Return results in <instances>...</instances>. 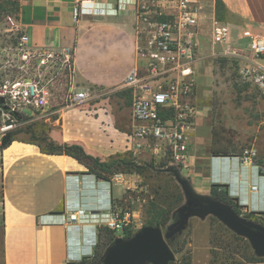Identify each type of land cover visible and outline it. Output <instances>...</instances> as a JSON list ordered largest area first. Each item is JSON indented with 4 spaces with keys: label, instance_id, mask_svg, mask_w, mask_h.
I'll return each mask as SVG.
<instances>
[{
    "label": "crops",
    "instance_id": "1",
    "mask_svg": "<svg viewBox=\"0 0 264 264\" xmlns=\"http://www.w3.org/2000/svg\"><path fill=\"white\" fill-rule=\"evenodd\" d=\"M197 1L199 18H215V0ZM222 2L221 21L230 28L231 44H247L248 39L241 35L244 29L264 35V0ZM17 3L19 32L28 35L29 43L70 47L74 53L73 80L81 87L101 90L97 98L56 109V117L42 136L58 145L79 144L100 161L111 156L143 161L141 157L148 154H134L128 137L131 102L124 93L113 92L121 88L139 62L136 1L92 0L79 9L76 20L72 17L73 0ZM259 63L264 67V57ZM207 111L198 106L189 167L179 170L180 175L196 194L212 196L215 185L229 197H236L243 211L264 212V190L262 196L254 193L258 190L254 183L259 181L264 188L263 167L257 162L256 166L242 164L240 153L212 154L213 133ZM43 145L39 139L15 138L0 151V264H73L92 256L105 232L96 234L89 220L71 221L69 216L77 207L106 212L109 202L114 201L122 209L129 208L143 225L140 200L131 194L139 190L140 174L125 172L136 183L126 190L121 184L109 183L111 174L97 176V168L89 162L65 153L45 152L40 147Z\"/></svg>",
    "mask_w": 264,
    "mask_h": 264
},
{
    "label": "built area",
    "instance_id": "2",
    "mask_svg": "<svg viewBox=\"0 0 264 264\" xmlns=\"http://www.w3.org/2000/svg\"><path fill=\"white\" fill-rule=\"evenodd\" d=\"M91 1L73 0L74 20L79 9ZM135 1L136 20L149 27L150 35L147 74L139 76L134 68L124 81L135 89L128 134L132 151L147 153L154 164L163 163L162 168L187 169L198 113L193 66L200 45V7L197 0ZM241 35L248 39L244 47L231 44L226 23L215 19L211 23L210 40L222 46L219 54L236 60L239 76L264 90V67L259 63L264 57V35L249 29L242 30ZM73 71L74 53L70 47L32 45L26 33H18L8 41L0 39V151L3 139L19 126V118L49 113L50 89L55 82L64 78L70 85L65 106L82 104L94 96L86 87L73 91ZM23 108L31 114L23 112ZM256 156L253 148H246L238 158L244 165L256 166ZM109 183L121 184L126 190L136 184L122 170L113 172ZM138 186L143 190V185ZM120 206L111 201L106 212L77 207L69 219L89 220L96 234L103 227L113 231L115 237H126L136 232L142 222L129 208Z\"/></svg>",
    "mask_w": 264,
    "mask_h": 264
},
{
    "label": "rangeland",
    "instance_id": "3",
    "mask_svg": "<svg viewBox=\"0 0 264 264\" xmlns=\"http://www.w3.org/2000/svg\"><path fill=\"white\" fill-rule=\"evenodd\" d=\"M17 10V0H0V39L3 41L13 39L20 33L17 25ZM222 12L223 6H217L215 18L208 19L205 16L199 18L197 30L201 46L193 66L197 85L196 104L200 107L205 106L208 110L213 139L217 146L227 147L236 153H241L246 148H253L257 153L256 162L264 169V90H260L243 80L237 72L236 60L216 52L219 51L221 45L211 43V23L214 19L221 21ZM148 30L149 27L137 22L136 36L139 62L135 69L139 76H144L148 72L147 48L149 47L150 35ZM209 51H213V53L211 54ZM72 81L74 83L73 91L85 89L77 81L73 79ZM69 88L70 85L64 78L55 82L50 89L52 106L49 113L44 116L34 115L19 118V126L11 131L13 134L10 135V133L8 138L10 140L28 138L31 132L40 137V134L50 127L51 120L56 117V109L65 106L67 103ZM100 91V89H92L94 96L91 99L97 98L99 95L96 94ZM113 92L124 93L126 100L132 102L135 89L123 84L121 88ZM141 159L144 160L137 164L150 162L148 155L141 157ZM137 184L143 185V190L130 192L132 197L140 200L143 222V210L148 201L155 198L154 190L156 188L160 187L161 192L167 189L173 193L178 187L183 192L180 185L176 187L175 184L178 183L172 175L170 177L169 174H156L153 169L144 170L140 174V180ZM254 184L258 187V190L254 192L255 195L262 196L264 188L261 187V183L258 181ZM189 203L183 195L181 205ZM178 208L177 206L172 210L171 219L162 229L163 231L175 224L172 217L177 214ZM218 221L220 220L212 214H207L203 221L194 215H188L184 228L176 240V247L181 248V250L174 253L175 259L173 261H184L182 257L188 253L190 264H264V256L256 255L246 238L237 241L229 239L227 232L220 231ZM214 228L220 234L216 243L218 246L215 249L212 248L211 252L209 239ZM105 242L104 237L99 239L98 250H101Z\"/></svg>",
    "mask_w": 264,
    "mask_h": 264
},
{
    "label": "water",
    "instance_id": "4",
    "mask_svg": "<svg viewBox=\"0 0 264 264\" xmlns=\"http://www.w3.org/2000/svg\"><path fill=\"white\" fill-rule=\"evenodd\" d=\"M22 111L31 114L29 109ZM162 171L171 173L190 203L177 209V222L166 231L158 226L143 225L129 237H115L104 249L99 264H169L175 255L167 240L182 231L186 216L204 218L207 214L215 215L237 235L246 238L256 255L264 256L263 225L244 218L215 197L194 193L188 180L176 168L165 167Z\"/></svg>",
    "mask_w": 264,
    "mask_h": 264
},
{
    "label": "trees",
    "instance_id": "5",
    "mask_svg": "<svg viewBox=\"0 0 264 264\" xmlns=\"http://www.w3.org/2000/svg\"><path fill=\"white\" fill-rule=\"evenodd\" d=\"M217 6H223L222 0H215V8ZM11 133V132H10ZM9 133V134H10ZM8 136H6L3 139L2 148L5 147L11 140L8 138L10 135L13 134V132ZM30 137L32 139H39L41 142L44 143L43 146H40L41 149L45 152L49 153H65L68 155H71L78 160L86 163H90L92 167H96L97 176H102L104 174H112L113 172L117 170H122L124 172H131L134 171L138 174H141L146 169H153L154 172L157 174H169L171 177V173H165L162 171L163 163H159L158 165L154 164L152 161L145 162L143 164H137L134 161L131 160H124L120 158L119 156H111L106 161H100L98 157H94L84 151L81 145L76 143H63V144H54L51 141H47L46 137L42 136V133L40 134V137H37L33 132L30 133ZM211 152L214 155H229V154H238L234 151L229 150L227 147L224 146H217L216 141L213 139L212 141V147ZM176 187L180 184H175ZM181 186V185H180ZM160 187L156 188L154 190V199H150L145 206L143 210V216H144V222L143 225H149V226H158L162 229L166 226L169 219H171V212L175 207H180L183 197V192L179 190L177 187V190L173 193H170L167 191V189L160 191ZM211 195L212 197H215L219 199L222 202H225L229 204L233 210L242 215L244 218L252 220L256 223H259L264 226V212H255V211H243V205H241L238 202V199L236 197H229L226 193L221 192L219 188H216L215 185H212L211 188ZM259 214V215H256ZM174 222H177V214L172 217ZM142 225V226H143ZM218 226L220 231H225L228 233L229 239H232L233 241L237 240H244V237L241 235H237L234 231H232L229 227H227L222 222L218 221ZM100 232H105V235H101L105 238L106 242L103 243L101 250L95 248L94 254L92 256H84L79 261L73 263V264H99L100 263V257L105 249V247L112 242V240L115 238L113 231L108 229H100L98 234ZM210 235L209 243H210V250L212 252V248H216L218 245H216L217 240L219 239L218 236L220 232H218L217 229H213V232ZM180 233L176 234L174 237L167 240L168 245L171 247L172 251L179 252L181 248L176 247V240L178 239V236ZM100 236V238H101ZM130 234H127L126 237H129ZM99 238V239H100ZM99 242V241H98ZM98 245V244H97ZM213 249V250H214ZM184 261H171L169 264H190V259L188 253H186L183 257ZM245 259V258H244ZM94 260V261H92ZM186 260V261H185ZM91 261V262H89Z\"/></svg>",
    "mask_w": 264,
    "mask_h": 264
}]
</instances>
